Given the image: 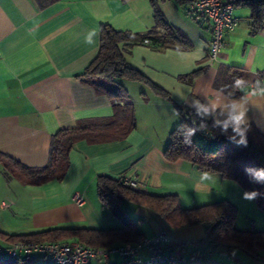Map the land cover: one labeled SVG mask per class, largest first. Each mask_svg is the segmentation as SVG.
<instances>
[{
	"label": "crops",
	"instance_id": "crops-1",
	"mask_svg": "<svg viewBox=\"0 0 264 264\" xmlns=\"http://www.w3.org/2000/svg\"><path fill=\"white\" fill-rule=\"evenodd\" d=\"M151 1L58 0L40 8L35 0H0L1 153L27 167H44L51 138L61 129L81 121L110 119L115 105L125 103L133 106L136 122L120 138L97 137L100 140L95 141L93 136L100 134L93 133L92 139L75 142L61 179L26 185L16 177H6L0 164L1 232L121 228L122 221L98 196V176L133 179L138 185L135 189L146 194L177 195L183 208L228 200L237 207V229L264 228V222L248 214L245 223L240 222V204L235 200L247 206L253 203L243 198L238 184L201 171L186 160L168 161L163 155L169 133L179 122L178 109L197 113L196 100L209 109L199 115L219 127L233 106L246 108L249 125L264 134V95L252 94L255 87H264V27L251 32L250 0L235 1L238 24L225 32V46L213 63L206 58L209 24L201 15L188 12L191 0H154L168 24L184 35L186 44L175 42L160 50L138 42L120 47L126 59L166 95L138 81L123 80L125 96L115 101L97 94L80 76L98 53L102 24L139 35L151 30L167 34L165 27L156 25ZM234 69L246 74L236 89L242 93L239 98L223 89ZM228 128L233 129L231 124ZM75 193L84 197L82 205L74 202ZM122 206L143 237L167 230L172 236L170 249L184 256L186 264H264V251L251 257L242 250L210 248L203 225L172 227L146 207L126 200ZM10 242L0 238V243ZM121 244L133 243L116 241L92 248ZM110 259L118 257L111 254ZM34 262L47 264L43 257Z\"/></svg>",
	"mask_w": 264,
	"mask_h": 264
},
{
	"label": "trees",
	"instance_id": "trees-1",
	"mask_svg": "<svg viewBox=\"0 0 264 264\" xmlns=\"http://www.w3.org/2000/svg\"><path fill=\"white\" fill-rule=\"evenodd\" d=\"M35 1L40 8H46L58 0ZM151 3L156 25L165 27L166 35H160L154 30L139 35L115 30L106 24L100 25L98 53L80 75L97 94L106 95L115 101L122 100L125 96L122 81L132 80L147 85L155 93L166 95L123 54L124 47H131L136 42L143 43L144 39H148L150 47L159 50L171 47L175 42L186 44L184 35L168 24L156 2L152 0ZM249 4L252 9L250 30L255 33L264 27V0H250ZM237 80L244 83L246 74L234 69L223 88L226 94L234 98L242 97V93L236 90ZM115 106L114 115L110 119L100 122L81 121L75 127L61 129L53 135L49 160L44 167H27L0 152V164L4 175L8 178L16 177L26 185H37L51 178L61 179L67 170L69 151L75 142L92 139L93 133L100 134L93 136L95 141L100 140L97 137L120 138L136 126L134 108L130 103H125L122 107ZM178 114L179 122L169 133L163 150L164 157L168 161H189L201 171L218 174L223 179L235 182L244 191H258L260 195L253 200L264 212V182L256 183L254 175L259 168L264 167V134L250 124L247 147L237 146L229 139L235 135L233 129L216 126L193 111L184 112L178 109ZM201 125H204V128H201ZM190 129H196L192 136H188ZM185 138L190 139L191 143H185ZM236 139L239 140V136H236ZM246 169L251 171L246 172ZM123 179L124 177L109 176L97 178L98 196L110 208L112 214L122 221L121 228L96 230L53 227L21 235H10L0 231V238L11 242L63 241L74 238L91 247L116 241L135 243L143 236L135 231L130 217L122 206V202L126 200L152 210L172 227L203 225L208 233L209 247L212 249L223 247L242 250L251 257H257L261 251H264V228L261 230L237 229L234 225L237 207L230 201L220 200L192 208H183L177 195L146 194L124 185ZM34 259L4 257L0 258V264H35Z\"/></svg>",
	"mask_w": 264,
	"mask_h": 264
},
{
	"label": "built area",
	"instance_id": "built-area-1",
	"mask_svg": "<svg viewBox=\"0 0 264 264\" xmlns=\"http://www.w3.org/2000/svg\"><path fill=\"white\" fill-rule=\"evenodd\" d=\"M236 0H191L188 12L201 15L210 27V41L207 51V61L213 63L219 59L225 46V32L233 30L238 20L233 14ZM148 39L143 43L148 44ZM124 185L136 188L137 182L124 177ZM73 200L82 205L84 197L75 193ZM172 236L167 230L143 237L133 244H121L108 248H92L78 241H31L19 240L10 243H0V258L33 259L43 257L47 264H186L187 260L179 253L170 249ZM116 254L118 259L111 260L110 255ZM194 259V256L190 258Z\"/></svg>",
	"mask_w": 264,
	"mask_h": 264
},
{
	"label": "clouds",
	"instance_id": "clouds-1",
	"mask_svg": "<svg viewBox=\"0 0 264 264\" xmlns=\"http://www.w3.org/2000/svg\"><path fill=\"white\" fill-rule=\"evenodd\" d=\"M242 83V81L237 80L236 84L239 85ZM253 95L255 94H261L264 95V87H255L254 91L252 93ZM195 105L197 106V114H200V112L207 113L209 109L207 107H204L203 105L200 104L199 100L195 101ZM215 106H213V109ZM248 109L242 108L240 110H237L235 106H233V110L229 113V118L228 120L223 122V127L224 129H227L229 124L232 125L233 127V132L235 135L229 137L230 141L235 142L237 146H243L247 147L248 145V139H247V133L250 129L249 121H248V116H247ZM219 123V121H217ZM241 125H244V127H241ZM201 128H204V125L200 126ZM196 129H190L188 131V136L194 135ZM236 136H239V140L236 139ZM185 143H191L190 139L185 138L184 139ZM251 169H246V172H250ZM255 182L256 183H262L264 182V167L259 168L255 172ZM260 195V193L256 190L253 191H245L243 193V198L246 200H253L257 198Z\"/></svg>",
	"mask_w": 264,
	"mask_h": 264
},
{
	"label": "rangeland",
	"instance_id": "rangeland-1",
	"mask_svg": "<svg viewBox=\"0 0 264 264\" xmlns=\"http://www.w3.org/2000/svg\"><path fill=\"white\" fill-rule=\"evenodd\" d=\"M245 192V191H244ZM235 199V197H234ZM238 204H240V207H239V217H240V222H244L245 223V215H249L251 217H254L257 221L258 220H261V222H264V217H262V215H264V212H262L261 209H259L256 204L254 203V200H251V203H253V206L252 204L247 206V205H244V204H241V202L236 199L235 200ZM240 202V203H239ZM250 202V201H249ZM257 225V223H256Z\"/></svg>",
	"mask_w": 264,
	"mask_h": 264
}]
</instances>
